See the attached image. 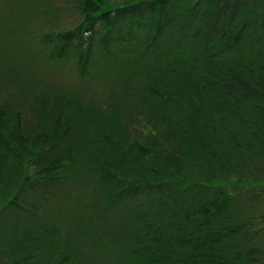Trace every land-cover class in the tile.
<instances>
[{
	"label": "trees",
	"instance_id": "trees-1",
	"mask_svg": "<svg viewBox=\"0 0 264 264\" xmlns=\"http://www.w3.org/2000/svg\"><path fill=\"white\" fill-rule=\"evenodd\" d=\"M63 1L0 0V264H264V0Z\"/></svg>",
	"mask_w": 264,
	"mask_h": 264
},
{
	"label": "rangeland",
	"instance_id": "rangeland-1",
	"mask_svg": "<svg viewBox=\"0 0 264 264\" xmlns=\"http://www.w3.org/2000/svg\"><path fill=\"white\" fill-rule=\"evenodd\" d=\"M34 1V0H32ZM55 2L58 3H62L64 2L63 0H55ZM41 18L43 20H47L48 22H54L57 23L58 25H68V26H72L73 23L78 19L76 13L74 12L73 9L69 10H65V11H60L58 13H50L49 16L46 17V15L41 14L40 15ZM11 63V62H10ZM10 66V65H8ZM40 70H44V76H46L49 79H54L52 76L53 74H55L56 76H58L60 79L61 78H67L68 77V72L67 71H59L57 69H50L49 67H45V68H41L42 66H38ZM3 71H5L4 69H0V76L3 75ZM4 94H6L5 90H4Z\"/></svg>",
	"mask_w": 264,
	"mask_h": 264
}]
</instances>
